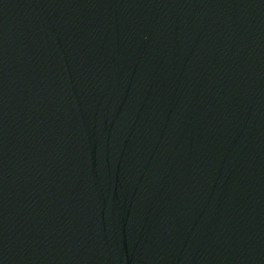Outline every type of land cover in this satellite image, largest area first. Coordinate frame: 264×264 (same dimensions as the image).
<instances>
[{"label": "water", "instance_id": "obj_1", "mask_svg": "<svg viewBox=\"0 0 264 264\" xmlns=\"http://www.w3.org/2000/svg\"><path fill=\"white\" fill-rule=\"evenodd\" d=\"M0 264H264L227 0H0Z\"/></svg>", "mask_w": 264, "mask_h": 264}]
</instances>
